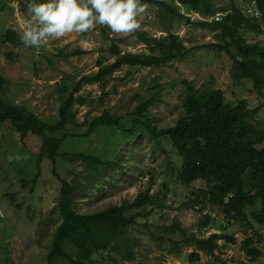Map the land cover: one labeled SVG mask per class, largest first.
Listing matches in <instances>:
<instances>
[{
    "label": "rangeland",
    "instance_id": "1",
    "mask_svg": "<svg viewBox=\"0 0 264 264\" xmlns=\"http://www.w3.org/2000/svg\"><path fill=\"white\" fill-rule=\"evenodd\" d=\"M213 2L215 7L237 3L249 13L254 10L250 0ZM27 3L24 0L25 9L22 11L17 0H0V74L7 80L1 98L9 104L25 108L50 125L59 121V108L63 101L61 87L66 84L71 91L82 76L96 73L98 59H105L107 64L114 62L115 56L109 52L113 45L122 53L151 54V49L139 41L138 35L163 38L170 31L187 49L202 48L194 50L184 61L153 68L123 67L104 85L88 84L83 87L78 94L85 98L86 103H77L72 108L76 124L68 125L52 137H64L60 153L92 154L113 163L101 168L88 183L85 179L88 174L86 164L79 159L64 161L57 157L56 176L51 160H39L24 147L38 153L40 145L35 137L29 136L23 143L10 122L0 126V264H47L52 236L60 223L56 210L59 179L82 183L80 192L74 196V208L81 214L96 213L111 206L132 205L135 198L148 189L150 195L158 197L156 202L151 199L150 205L129 212L146 215L138 217V224L129 231L133 259L123 260L116 251H110L94 254V262L86 264H251V257L242 248L245 237H251L261 253L254 264H264V227L254 225L253 229L259 235L254 236L253 230L241 223L234 221L228 225L223 213L208 202L197 206L201 209L198 213L185 209L184 204L195 198L193 192L206 188L205 183L199 180L187 187L178 180L182 158L166 139L158 145L146 130L140 129L138 134L128 131L131 127L129 119L134 117L135 108L152 97L149 90L156 83L159 91L149 118L159 130L173 126L185 110L182 101L185 80L192 82L197 90L201 87L221 89L227 93V100L232 102L245 99L251 108L260 104L258 117L264 122V96L258 95L247 81L229 79L230 62L225 60L226 53L203 48L215 43V32L195 22H210L221 14L198 15L179 4L180 12L194 23L178 19L171 22L163 8L147 3L150 7L138 32L118 35L106 26L97 25L89 33L74 32L50 40L37 51L25 47L20 41L26 27L24 22L30 19ZM9 29L18 33L14 44L3 42V36ZM262 29L264 31V27ZM245 37L249 42L264 40V34L258 37L252 32L246 33ZM75 50L87 53L71 56L70 53ZM103 93L108 94L104 97ZM104 111L125 117L122 126H98L84 136L89 122ZM38 172L37 181L24 187L23 181H31ZM9 194L15 196V205L11 204ZM158 204L160 208H157ZM206 216L210 217L209 227L199 228L198 222L202 223ZM175 220L180 221L187 233L185 235L195 233L207 238L212 233H219L223 238L218 242L221 251L219 259L186 244H180L178 251L173 239L180 242L184 235L181 236L180 232L174 235L165 230ZM231 234L236 243L225 238ZM193 252L199 253L198 261L190 260ZM54 264L66 263L56 260Z\"/></svg>",
    "mask_w": 264,
    "mask_h": 264
},
{
    "label": "trees",
    "instance_id": "2",
    "mask_svg": "<svg viewBox=\"0 0 264 264\" xmlns=\"http://www.w3.org/2000/svg\"><path fill=\"white\" fill-rule=\"evenodd\" d=\"M17 1L23 11L24 0ZM213 1L142 0L144 3L156 4L163 8L171 22L173 19H178L186 20L189 24L194 23L180 12L179 4L201 15L227 13L222 20L217 17L210 22H195L215 32V43L204 45L203 48L212 49L221 54L226 53L225 60L227 63L230 62L229 79L235 82L247 81L258 95L264 96V40L249 42L245 37L248 32L255 33L258 37L263 36L264 0H250L254 3L255 12L253 13L242 10L237 3L215 7ZM255 13L260 17H257ZM166 34L163 38L147 37L146 34L138 35L139 41L151 49V54L122 53L117 46L113 45L109 52L115 56L114 62L107 64L105 59H98L97 72L82 76L71 91L64 84L61 87L63 101L59 108V121L53 125L44 123L34 113L21 106L5 102L1 95L7 80L0 74V126L10 122L23 143L27 137H35L40 145L38 153L28 149L24 146L25 144L23 146L39 160L43 158L51 160L54 164L53 173L56 176L58 175L57 157H61L64 161L79 159L86 164L88 174L85 179L87 183L90 182L101 168L111 166L113 163L92 154L60 153L64 137L56 138L52 135L65 130L70 124H76L72 108L77 103L81 105L86 103L85 98L78 94L85 85H104L108 78L123 67L153 68L174 61H184L194 50L202 48L198 46L187 49L181 44L177 35L170 31ZM17 35L15 30L9 29L3 36V42L11 41L14 44ZM155 51L158 53L155 54ZM85 53L87 52L75 50L70 55L79 56ZM214 56L216 58V55ZM183 83L186 86L182 96L185 110L173 126L159 130L149 118V111L155 104L159 91V85L156 83L149 90L152 92V97L135 108L134 117L129 119L131 127L128 131L131 134L134 132L138 134L140 129L146 130L148 136L158 145L166 139L182 158L178 180L187 187L199 180L205 183L206 188L193 192L195 198H191L184 204L185 209L198 213L201 209L197 206L201 202H208L223 213L227 224L236 221L247 229H252L254 236H259L253 228L254 225L264 227V122L258 117L261 105L251 108L245 99L235 102L227 100V93L221 89L201 87L197 90L192 82L185 80ZM107 94L103 93V96L106 97ZM124 118L104 111L102 115L94 117L89 122L88 131L84 136L89 135L98 126H122ZM71 136L74 135L71 134ZM39 176L38 172L31 181L24 180V187L30 183L34 184ZM59 180L60 189L56 210L60 223L52 236L47 264H54L56 260H62L66 264H86V262H94L92 258L94 254L110 251H116L123 260L133 259L132 238L129 231L138 224V217L146 215H141L139 212L129 214V212L132 209L150 205L152 200L156 202L157 195H150V189H148L145 193H140L132 205L111 206L96 213L81 214L74 208V196L80 192L79 187L82 183L66 179ZM9 197L11 204L15 205V196L9 194ZM160 207L161 205L158 204L157 208ZM209 221L210 217L206 216L202 223L198 222L199 228L207 229ZM165 230L174 235L177 232H180L181 236L184 235L180 242L173 239V245L178 251L180 244H186L195 246L197 250L206 254H212V258L216 260L219 259L218 255L221 251L218 242L223 239L219 233H212L207 238H202L195 233L185 235L187 233L178 220L166 226ZM225 238L227 241L236 243L232 234L226 235ZM242 248L247 256L251 257V264L257 262L261 256L251 237L244 238ZM189 258L192 262L198 261L199 253L193 252Z\"/></svg>",
    "mask_w": 264,
    "mask_h": 264
},
{
    "label": "clouds",
    "instance_id": "3",
    "mask_svg": "<svg viewBox=\"0 0 264 264\" xmlns=\"http://www.w3.org/2000/svg\"><path fill=\"white\" fill-rule=\"evenodd\" d=\"M26 7L30 19L24 22L26 27L20 41L25 47L39 51L50 40L74 32L89 33L97 25L106 26L118 35L138 32L150 5L142 0H46L42 3L29 0ZM218 14L222 20L227 13Z\"/></svg>",
    "mask_w": 264,
    "mask_h": 264
},
{
    "label": "bare ground",
    "instance_id": "4",
    "mask_svg": "<svg viewBox=\"0 0 264 264\" xmlns=\"http://www.w3.org/2000/svg\"><path fill=\"white\" fill-rule=\"evenodd\" d=\"M217 18V17H216Z\"/></svg>",
    "mask_w": 264,
    "mask_h": 264
}]
</instances>
